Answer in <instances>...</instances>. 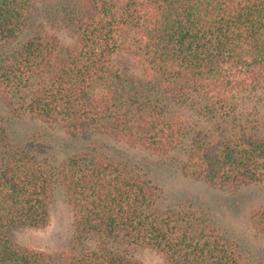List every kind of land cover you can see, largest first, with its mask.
<instances>
[{
  "label": "trees",
  "instance_id": "obj_1",
  "mask_svg": "<svg viewBox=\"0 0 264 264\" xmlns=\"http://www.w3.org/2000/svg\"><path fill=\"white\" fill-rule=\"evenodd\" d=\"M41 1L0 0V264H141L138 250L262 264L126 149L178 155L181 174L210 189L264 184V0H57L38 16ZM20 120L63 131L68 153L12 137ZM58 190L69 243H15L49 226ZM250 222L264 240V206Z\"/></svg>",
  "mask_w": 264,
  "mask_h": 264
},
{
  "label": "rangeland",
  "instance_id": "obj_2",
  "mask_svg": "<svg viewBox=\"0 0 264 264\" xmlns=\"http://www.w3.org/2000/svg\"><path fill=\"white\" fill-rule=\"evenodd\" d=\"M57 0H42L37 7V15ZM39 16V15H38ZM0 118H7L0 108ZM7 128L18 141H27L33 135H42L55 149L66 154L63 144L67 137L63 131L50 129L38 121H10ZM85 141H78L73 150L80 149ZM121 147V146H120ZM128 158L143 167L149 178L173 199L174 203L191 200L205 210L213 221L235 238L247 257L264 264V240L260 238L250 222L253 209L264 206V184L228 192L210 189L184 177L179 168L182 157L162 158L144 150L126 149ZM72 236V216L63 191L55 193L51 207V222L45 229H23L12 234L15 243L22 247L47 252L61 251ZM136 259L141 264H166L163 257L152 250H138Z\"/></svg>",
  "mask_w": 264,
  "mask_h": 264
}]
</instances>
